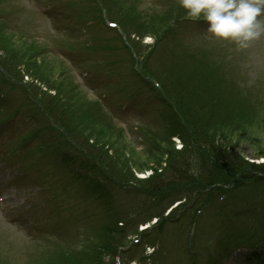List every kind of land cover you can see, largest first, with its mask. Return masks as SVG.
Segmentation results:
<instances>
[{
	"label": "rangeland",
	"instance_id": "rangeland-1",
	"mask_svg": "<svg viewBox=\"0 0 264 264\" xmlns=\"http://www.w3.org/2000/svg\"><path fill=\"white\" fill-rule=\"evenodd\" d=\"M185 13L179 0H0V264H113L106 231L118 230L122 213L134 217L120 264L213 263L228 226L215 205L187 201L142 226L155 212L166 216L168 202L155 206L109 181L81 147L93 136L130 167L179 149L168 133L175 126L187 136L182 119L174 123L173 76L189 111L235 156L264 161V34L241 48ZM49 78H59L56 93ZM47 104L76 112L71 136ZM93 182L105 190L92 191ZM249 252L221 263H249Z\"/></svg>",
	"mask_w": 264,
	"mask_h": 264
},
{
	"label": "trees",
	"instance_id": "trees-1",
	"mask_svg": "<svg viewBox=\"0 0 264 264\" xmlns=\"http://www.w3.org/2000/svg\"><path fill=\"white\" fill-rule=\"evenodd\" d=\"M39 66L40 64L35 62L31 68L40 69ZM58 79L49 78L44 84L47 89L56 93L58 87L55 85L60 84ZM167 81L170 89L178 94V96L174 95L177 97L176 104L182 114V130L187 136L185 137L182 131L181 133L177 130L172 131L175 126L168 128V133H170V138L176 135L181 137L184 143L182 150H176L172 145L170 152H164L165 159L161 155L149 160L150 166L134 164L130 167L126 164L129 160L125 163L124 159L114 161V158L109 156L108 150L104 149L106 144H101L93 136L83 140L81 146L88 156L103 167L105 171L100 166L99 170L108 174L106 177L109 181L118 185L122 181L130 185L135 194L147 198L148 203L158 206L168 202L171 206L176 201L191 200L195 196L197 202L200 198L208 199V204L215 205L220 224L228 225L221 238H226L228 241L223 242L220 252L211 261L212 264H223L221 262L240 246L249 247L248 264H253V261H256L254 264H264V162H251L242 156H235V146L231 142L227 141L224 136L222 137L218 130L211 132L213 131L212 126L202 122L203 117L200 113L189 111L184 100L188 90L183 81L173 76ZM162 87L167 90L164 84ZM51 106L47 104L48 115L71 136L67 128H73L74 120L77 118L73 114L76 112L63 111L58 105H53L52 108ZM174 123L177 126L178 121ZM119 167L122 169L119 170ZM127 167L130 168V172L125 175ZM146 171H152L147 178L141 179L135 175V172L144 173ZM131 181L138 189L131 185ZM104 189L102 185L94 183L92 191L102 193ZM175 211V208L171 210L173 214ZM163 216V213L155 212L150 217L141 220V223L150 222L153 217L164 218ZM119 217L115 220V227L118 230L108 228L106 231L108 235L106 242L109 243L107 248H115L113 261L120 250L127 246L124 244L130 235L127 226L134 216H126L122 213ZM162 221L164 220H161V227ZM231 238H238V240L230 241ZM105 248L106 246H101L100 250L104 251ZM144 259L145 257L141 260ZM102 263V258L101 260L96 258L93 262V264Z\"/></svg>",
	"mask_w": 264,
	"mask_h": 264
},
{
	"label": "clouds",
	"instance_id": "clouds-1",
	"mask_svg": "<svg viewBox=\"0 0 264 264\" xmlns=\"http://www.w3.org/2000/svg\"><path fill=\"white\" fill-rule=\"evenodd\" d=\"M186 16L204 19L207 31L217 38L234 41L238 47L264 34V0H179Z\"/></svg>",
	"mask_w": 264,
	"mask_h": 264
}]
</instances>
